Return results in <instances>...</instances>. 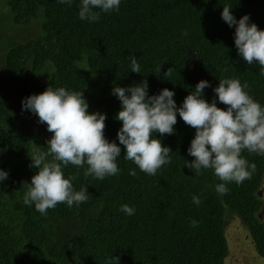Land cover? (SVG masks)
Here are the masks:
<instances>
[{
  "label": "trees",
  "instance_id": "1",
  "mask_svg": "<svg viewBox=\"0 0 264 264\" xmlns=\"http://www.w3.org/2000/svg\"><path fill=\"white\" fill-rule=\"evenodd\" d=\"M1 2L7 23H0V65L10 90L29 78L38 79L37 94L47 87L84 91L89 113L106 114L109 142L119 145L122 127L115 119L121 110L112 94L115 86L147 81L149 95L167 88L179 107L199 81L207 80L211 87L203 98L225 108L213 89L220 79H238L248 83L246 91L264 107L260 66L238 55L235 27L221 17L223 6L230 5L237 20L249 15V23L264 30V0H121L118 11L102 13L94 23L79 18L80 0L71 5L60 0ZM132 56L140 74L131 72ZM169 68L172 75L165 77ZM23 112L0 89V170L8 173L0 182V264H226V211L240 218L264 258V220L258 216L264 155L243 152L256 171L240 185L228 184V193L221 196L211 170L196 175L185 167L194 159L188 148L195 130L177 113L174 134H155L172 150L171 163L155 176L125 160L120 145L115 176L101 181L85 177L84 168L63 167L65 178L79 173L74 189L87 188L89 199L71 208L58 204L42 215L23 197L37 171L29 167L30 157L36 149L46 150L51 135L43 138L27 130ZM193 196L200 198L199 206ZM124 204L135 209L133 215L120 211ZM193 220L197 227L191 226Z\"/></svg>",
  "mask_w": 264,
  "mask_h": 264
},
{
  "label": "clouds",
  "instance_id": "2",
  "mask_svg": "<svg viewBox=\"0 0 264 264\" xmlns=\"http://www.w3.org/2000/svg\"><path fill=\"white\" fill-rule=\"evenodd\" d=\"M71 2L60 0V3L69 5ZM120 3L121 0H80L78 15L81 20L94 23L102 13L118 11ZM231 9L230 5L223 6L221 17L230 28L235 27L234 44L238 55L249 65L258 64L260 74L264 75V30L249 23V15L237 20ZM131 72L140 74L135 56L131 57ZM160 72L161 68H158L156 75L159 76ZM171 75L172 68H169L164 76ZM208 87L211 85L207 80L199 81L179 107L173 98L175 93L167 88L158 95H149L147 81L128 87H113L112 94L121 103V110L115 116L122 124L117 132L119 145L105 138L106 114L89 113L84 91L47 87L40 94L24 98L22 110L35 114L38 123L46 125V130L52 133L46 141V150L36 149L30 157L29 167L37 171L27 183L24 204L34 205L36 211L46 215L58 204L71 208L86 203L88 189L82 187L76 191L73 186L79 173L65 178L63 167L84 168L85 177L101 181L115 176L119 171L116 161L121 157L120 145L124 148L125 160L134 163L141 172L155 176L159 169L171 163L169 153L172 151L155 134H174L177 113L185 125L195 130L188 148V154L194 159L186 161L185 167L196 175L202 174V170H211L220 181L214 187L221 196L228 193V184L240 185L250 180L256 165H250L242 153L264 155V107L246 91L247 82L219 80L213 92L225 108L218 107L216 99L209 103L203 98ZM129 174L134 176L136 172L130 170ZM6 179L8 173L0 170V182ZM192 199L199 206L200 198L193 196ZM120 211L131 216L135 209L124 204ZM191 226L197 227L198 222L191 221ZM112 259L119 261L116 256Z\"/></svg>",
  "mask_w": 264,
  "mask_h": 264
},
{
  "label": "rangeland",
  "instance_id": "3",
  "mask_svg": "<svg viewBox=\"0 0 264 264\" xmlns=\"http://www.w3.org/2000/svg\"><path fill=\"white\" fill-rule=\"evenodd\" d=\"M0 3L2 4L1 0ZM6 17L7 13L4 7L0 5V23H3V25L7 23V20L2 21ZM24 29L28 30V27H24ZM3 33H5V30ZM37 83L38 79L30 80L28 78L25 80L24 85L11 91L9 84H7V76L2 73V66L0 65V89L20 108H22L21 102L24 98L37 94L38 89L35 87ZM23 111L22 122L26 125L27 130L43 138L52 135L46 130V125L38 123V117L35 114L27 110ZM259 195L263 197L264 202V178L259 189ZM262 205L258 216L264 220V203ZM225 237L229 247L226 264H264V258L257 254L254 244L240 218L229 211H226L225 214Z\"/></svg>",
  "mask_w": 264,
  "mask_h": 264
},
{
  "label": "flooded vegetation",
  "instance_id": "4",
  "mask_svg": "<svg viewBox=\"0 0 264 264\" xmlns=\"http://www.w3.org/2000/svg\"><path fill=\"white\" fill-rule=\"evenodd\" d=\"M263 198V197H262Z\"/></svg>",
  "mask_w": 264,
  "mask_h": 264
}]
</instances>
